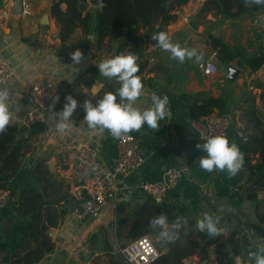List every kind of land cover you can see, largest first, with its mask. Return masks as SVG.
Listing matches in <instances>:
<instances>
[{
    "label": "crops",
    "instance_id": "obj_1",
    "mask_svg": "<svg viewBox=\"0 0 264 264\" xmlns=\"http://www.w3.org/2000/svg\"><path fill=\"white\" fill-rule=\"evenodd\" d=\"M4 1L11 2L7 16L2 15ZM23 1L30 4V13L12 14V0H0V64L6 62L16 76L9 83L0 84V89L10 90L13 107L19 109L17 118L10 125L27 128L22 158L8 184V202L0 208V228H6L12 222L9 212L16 211V197L24 188L45 191L51 207L59 215L67 206V211L47 231L54 243L53 249L33 264H113L112 259L122 264L115 259V252L141 235L151 237L158 256L166 255L173 247L180 249L179 259L202 255L212 245L225 255L240 254L248 259L250 250L255 252L264 245V188L246 183L247 168L259 162V149L251 135L257 127L264 125V71L253 90L247 88L242 78V71L251 68L246 60L262 57L264 6L231 17L222 16L215 7H205V0H188L173 8L174 19L163 31L172 42L196 49L202 56L200 61L193 58L181 64L154 46L151 37L158 24L154 29L140 25L133 36L125 40L122 52L135 53L139 56L138 64L144 65L139 75L148 95L142 96L138 105L141 109L151 106L150 96L155 92L168 97L167 109L171 115L159 121V130L145 124L141 130L128 133L140 146L141 166L127 175L117 176L115 197L96 217L74 221L67 213L72 209V203L76 205L75 199L71 198L67 205L62 195L67 193L72 197L77 181L63 164L57 147L61 142L70 146L91 144L104 165L111 167L114 164L118 139L107 131H93L81 124L85 113L79 105L85 99L95 103L106 92H115L119 87L114 79L99 74L96 67L101 60L114 56L117 42L110 43L106 37L97 48L94 34L83 33L79 26L61 40L59 23L52 13L54 0ZM84 2L83 14L95 8L88 0ZM209 36L229 47L234 54L229 61L220 62ZM77 49L84 59L74 64L69 54ZM210 55H213L217 72L207 76L199 69V63ZM227 66L239 71L234 80L226 78ZM42 78L54 82L61 101L47 113L46 125L26 127L23 121L32 110V103L22 94V86ZM67 95L78 101V107L70 118L73 127L61 131L53 112L63 109ZM208 99L219 102L210 113L225 114L230 119L226 133L229 141L239 148L247 146L242 151L243 169L235 177H229L226 171L208 173L199 167V157L206 153L197 150L195 145L205 141L199 138L192 125V112ZM169 167H185L186 172L158 203L141 186L160 180ZM152 203L162 207L161 212L167 214L169 221L176 217L187 219L188 223L179 229L180 238L175 243L161 242L158 229L149 227L147 221L152 218ZM204 212L220 217L221 226L225 228L220 236L209 237L206 232L195 229L197 218ZM135 223L137 229L143 231L141 235H133Z\"/></svg>",
    "mask_w": 264,
    "mask_h": 264
},
{
    "label": "trees",
    "instance_id": "obj_2",
    "mask_svg": "<svg viewBox=\"0 0 264 264\" xmlns=\"http://www.w3.org/2000/svg\"><path fill=\"white\" fill-rule=\"evenodd\" d=\"M80 1L85 0L53 1L52 13L59 23L60 39L67 38L73 28L79 26L83 33L94 34L97 48H100L106 37L110 43L116 41L115 56L122 52L125 40L133 36L140 25L154 29L155 24H158L156 29L163 31L164 27L174 19L171 10L185 4L188 0H102L101 6H92L95 8L89 9L84 14L78 8ZM205 4V7H215L224 17L235 16L246 11H257L263 7L245 6L243 0H205ZM232 8L235 9L232 10ZM209 40L211 46L217 50L220 62L224 63L233 57L234 54H231L225 43L213 36H209ZM262 61L263 57L246 60L251 69L258 68ZM139 66L140 73L144 65L139 64ZM142 82H144L143 78ZM218 103L216 100L208 99L201 106L193 108V120L210 113L213 107L219 106ZM254 126L257 127L258 124ZM26 131L27 128L10 125L6 132L0 134V189H8L10 178L17 172L23 154L22 148L27 138ZM251 139L259 149V162L247 168L249 176L246 183L264 188V125L257 127ZM246 148V145L240 146L241 151ZM71 198L73 196L67 193L62 195L67 205ZM16 201V211L9 212L12 222L6 228H0V264L37 263L53 249L54 243L47 231L58 222L60 215L67 211V206L60 210L59 215L51 207L45 191H38L35 187L24 188L17 195ZM152 204L150 215L154 217L160 214L162 207ZM137 227L135 223L134 236L141 235L143 232ZM194 247L195 245L192 249ZM177 249L174 250L173 247L166 255L158 256L149 264H180L183 258L179 259L181 252ZM111 263L119 264L114 259Z\"/></svg>",
    "mask_w": 264,
    "mask_h": 264
},
{
    "label": "clouds",
    "instance_id": "obj_3",
    "mask_svg": "<svg viewBox=\"0 0 264 264\" xmlns=\"http://www.w3.org/2000/svg\"><path fill=\"white\" fill-rule=\"evenodd\" d=\"M245 6H264V0H243ZM264 19V18H262ZM155 46L170 54V59L183 64L193 58L200 61L202 56L196 49L182 47L178 42H172L169 35L164 31L152 35ZM74 64H79L83 59V53L77 49L70 54ZM139 56L133 52H122L115 56L101 60L96 67L99 74L109 80H115L119 87L115 92H106L102 98L85 99L79 105L85 115L81 124H86L89 129L100 132L107 131L113 138L119 139L132 131H139L146 124L150 129L159 130V121L170 116L167 109L168 97H161L155 92L151 93V106L141 109L138 101L142 96H147L142 82L138 64ZM59 100L54 97L53 106ZM66 103L63 109L53 115L58 119V128L61 131L71 129L73 123L70 118L78 107V101L72 95L65 97ZM19 109H14L12 95L9 89H0V134L7 131L11 123L17 118ZM195 148L206 155L199 157V167L208 172L226 171L229 177H235L244 165V154L236 143H232L226 136L214 135L206 139L204 143H197ZM184 217H176L169 221L166 213L152 217L149 227L158 229V238L165 244L175 243L179 238V229L187 225ZM195 229L206 232L209 237H218L225 228L221 226L220 217L204 212L195 222ZM249 264H264V245L258 250L248 252Z\"/></svg>",
    "mask_w": 264,
    "mask_h": 264
},
{
    "label": "built area",
    "instance_id": "obj_4",
    "mask_svg": "<svg viewBox=\"0 0 264 264\" xmlns=\"http://www.w3.org/2000/svg\"><path fill=\"white\" fill-rule=\"evenodd\" d=\"M202 1V0H197ZM10 1H4L2 15L10 13ZM30 4L23 1V13H30ZM263 61L256 69H245L242 78L246 81L249 90H253L264 71V46L262 51ZM203 74L210 76L217 72V65L213 55L199 63ZM16 78L12 68L3 62L0 64V84H7ZM22 94L32 103V110L27 114L23 125L29 127L33 124L46 125V115L61 101V94L56 89L50 78H42L25 83ZM59 100L53 106L54 97ZM230 119L225 114L208 113L193 120L200 139L214 135L226 136ZM117 157L114 164L106 166L98 156L97 149L91 144L70 146L61 142L57 152L61 154L63 164L72 172L77 184L72 191L76 205L67 214L71 220L78 221L85 217H96L104 205L112 200L118 189L117 176L127 175L138 169L143 162L140 146L133 135L125 134L117 141ZM186 172L185 167H169L160 180L143 183L141 188L154 201L162 202L166 191L176 183L177 179ZM9 199V190L0 189V208L5 206ZM129 264H149L159 255L153 240L148 235H142L120 249ZM180 264H249V260L240 254L225 255L215 246H210L202 255H189L182 259Z\"/></svg>",
    "mask_w": 264,
    "mask_h": 264
},
{
    "label": "water",
    "instance_id": "obj_5",
    "mask_svg": "<svg viewBox=\"0 0 264 264\" xmlns=\"http://www.w3.org/2000/svg\"><path fill=\"white\" fill-rule=\"evenodd\" d=\"M91 4L93 6H101L102 5V0H91ZM78 8L80 11H83L86 8V3L80 1L78 3ZM23 12V0H12V8H11V13L12 14H20ZM158 32L157 30H155L153 32L156 33ZM152 34V35H153ZM155 41L152 40V44L155 46ZM239 74L238 70L233 69L230 66H227V79L229 80H234L237 75ZM75 206V203H72V205L70 206V208H73ZM115 259L117 261H119L122 264H129V262L125 259V257L123 256L122 252L120 250L115 252Z\"/></svg>",
    "mask_w": 264,
    "mask_h": 264
},
{
    "label": "rangeland",
    "instance_id": "obj_6",
    "mask_svg": "<svg viewBox=\"0 0 264 264\" xmlns=\"http://www.w3.org/2000/svg\"><path fill=\"white\" fill-rule=\"evenodd\" d=\"M89 1V3H91V1L90 0H88ZM85 3V2H84ZM92 5V4H91ZM93 6V5H92ZM150 237V236H149Z\"/></svg>",
    "mask_w": 264,
    "mask_h": 264
}]
</instances>
